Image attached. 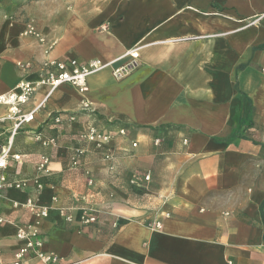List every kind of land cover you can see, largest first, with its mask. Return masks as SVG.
<instances>
[{
    "label": "crops",
    "instance_id": "1",
    "mask_svg": "<svg viewBox=\"0 0 264 264\" xmlns=\"http://www.w3.org/2000/svg\"><path fill=\"white\" fill-rule=\"evenodd\" d=\"M2 1L22 15L0 17L1 92L35 81L48 60L108 63L131 48L140 53L122 80L110 69L88 78L91 115L69 85L33 95L27 110L46 102L16 136L23 157L10 172L30 178L39 157H50L39 196L49 213L36 219L12 208L30 187L0 195L3 263L21 245L17 227L35 225L60 264H264V0ZM29 20L44 44L22 36ZM17 63L31 67L22 72ZM58 114L76 121L56 125ZM90 122L115 136L114 162L79 142ZM8 127L0 125L1 137ZM35 133L57 145L41 148ZM76 148L85 152L72 170ZM84 206L95 223L81 222ZM25 264L41 263L28 256Z\"/></svg>",
    "mask_w": 264,
    "mask_h": 264
},
{
    "label": "built area",
    "instance_id": "2",
    "mask_svg": "<svg viewBox=\"0 0 264 264\" xmlns=\"http://www.w3.org/2000/svg\"><path fill=\"white\" fill-rule=\"evenodd\" d=\"M22 36L37 39L40 44H44V38L37 29L34 21L29 20L22 32ZM140 53L139 48H131L127 50L123 56L108 63H102L97 59L88 62L80 63L77 60L69 59L63 61L48 60L41 64L38 78L35 81L21 80L16 86L7 91H0V108L4 112L0 115V125L5 123L9 125L8 129H4L3 137L0 135V195L6 191H23L30 187L29 195L22 201H13V209L28 210L36 217V219L47 218L49 208L39 201V196L44 191V180L51 176L49 168L50 157L47 154H42L35 167V172L30 178L16 179L10 172L11 168L19 164L23 155L14 150L16 136L26 129L35 121L36 115L44 108L46 99L39 103L34 108L27 110L26 106L31 101L33 95L42 87L49 88V94L62 85H69L81 97L80 112L85 115H91L95 112L90 102H88L84 94L88 90V78L102 70L110 69L115 80H122L139 66ZM17 67L26 72L31 65L29 63H17ZM76 121L75 115L58 114L53 117V122L56 125L67 124L72 125ZM125 130L120 129L117 132L119 136H125ZM115 136L109 133L101 132L93 123H88L85 130L80 134L78 140L88 146L94 147L100 151L108 145ZM33 142L39 144L41 148L47 149L57 145V139L48 137L40 133L32 135ZM158 140L154 141L157 145ZM186 143V141H184ZM136 147V143L132 144ZM83 148L73 149L69 158L70 168L78 170L80 168V158L84 154ZM104 159L111 160L112 154L107 150L104 153ZM88 175V173L86 172ZM150 173H145L142 176L143 182L150 181ZM88 185L93 184L92 179L88 176ZM52 201H56L53 197ZM95 210L85 206L82 210L81 222L83 224H92L97 220ZM65 221L70 222L71 217L66 216L64 210H61ZM4 220L0 218V223ZM156 229L161 227L159 222L153 223ZM16 239L20 242V247L14 254L10 264H25L28 256H33L41 264H60V258L52 252L43 250V241L39 237V231L35 225H25L17 227ZM0 264H4L0 254Z\"/></svg>",
    "mask_w": 264,
    "mask_h": 264
},
{
    "label": "rangeland",
    "instance_id": "3",
    "mask_svg": "<svg viewBox=\"0 0 264 264\" xmlns=\"http://www.w3.org/2000/svg\"><path fill=\"white\" fill-rule=\"evenodd\" d=\"M9 6H12V5L10 4V5L7 6V2L0 0V17H4V18H8V19H13V21L16 20V19H20L22 14L15 13L13 11V8L12 9H9L10 8ZM101 132H103V131L101 130ZM109 134H111V133H109ZM111 135H113V134H111ZM111 142L108 145H106L105 147H103L100 151L95 150L94 147L91 146L93 148V150H95L96 152H98V154L100 155L102 161H104V162L105 161L106 162L109 161V160L104 159V153L107 150L112 154V159L110 161L114 162V156H113L112 149H111ZM133 148H135V147H133ZM86 172L88 173V175L86 174ZM85 175L88 177V176H90V173L88 171H85Z\"/></svg>",
    "mask_w": 264,
    "mask_h": 264
}]
</instances>
